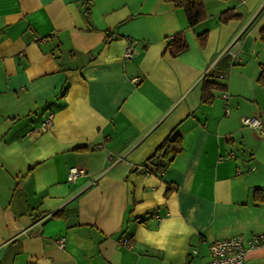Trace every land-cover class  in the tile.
<instances>
[{
    "label": "crops",
    "instance_id": "1",
    "mask_svg": "<svg viewBox=\"0 0 264 264\" xmlns=\"http://www.w3.org/2000/svg\"><path fill=\"white\" fill-rule=\"evenodd\" d=\"M204 7L188 26L167 0H0V264H206L209 242L264 233V134L241 123L264 130V0ZM203 77L222 86L210 103ZM175 127L158 174L147 159Z\"/></svg>",
    "mask_w": 264,
    "mask_h": 264
},
{
    "label": "trees",
    "instance_id": "2",
    "mask_svg": "<svg viewBox=\"0 0 264 264\" xmlns=\"http://www.w3.org/2000/svg\"><path fill=\"white\" fill-rule=\"evenodd\" d=\"M172 2L175 7L182 8L184 10L188 26L197 24L198 22L206 18L204 0H167ZM230 17L235 15L229 14ZM227 14L224 12L220 15V20H225ZM260 40L264 42V26L259 30ZM200 46H203L206 41V33L204 32L197 36ZM188 47V42L183 31H177L172 34L168 39L166 45V51L172 56H176L181 51H184ZM257 81L261 86H264V64L260 63V71L257 74ZM222 87L214 80L203 77L201 80V97L202 103H210L213 99L212 89ZM172 131L161 141L157 146L154 153L147 159L148 162L156 166V172L161 174L164 172L174 156L181 150L182 135L177 131V128L171 129ZM78 149H83L80 147ZM145 165V164H143ZM253 197H261L264 199V195L261 193V189L255 188L252 190ZM168 191H166V194ZM53 218L63 217V210H56L51 214Z\"/></svg>",
    "mask_w": 264,
    "mask_h": 264
},
{
    "label": "built area",
    "instance_id": "3",
    "mask_svg": "<svg viewBox=\"0 0 264 264\" xmlns=\"http://www.w3.org/2000/svg\"><path fill=\"white\" fill-rule=\"evenodd\" d=\"M131 48L126 49V53H130ZM223 98L227 97V93H221ZM228 108L226 107V111ZM53 114H47L46 118L41 123L42 129H47L52 123ZM241 123L245 126H254L259 128L260 134H264V130L261 128L260 120L256 116H242ZM234 156L233 154L231 155ZM147 166L138 165L137 170L140 172H147ZM85 174L84 169L77 166H72L68 170L67 180L73 182L79 175ZM157 219H160L159 215H156ZM57 245L62 248L65 244L64 236L58 237L56 240ZM118 244L129 245L128 239L122 237L119 239ZM264 245V233H252L251 235L238 234L224 239L214 240L209 242L208 249L210 253V259L206 264H245V254L250 247H256ZM195 252V249H192Z\"/></svg>",
    "mask_w": 264,
    "mask_h": 264
}]
</instances>
